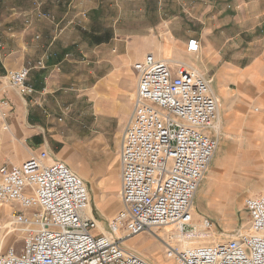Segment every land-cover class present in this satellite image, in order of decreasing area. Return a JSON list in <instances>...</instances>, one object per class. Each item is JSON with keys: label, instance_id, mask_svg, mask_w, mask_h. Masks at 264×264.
Instances as JSON below:
<instances>
[{"label": "built area", "instance_id": "1", "mask_svg": "<svg viewBox=\"0 0 264 264\" xmlns=\"http://www.w3.org/2000/svg\"><path fill=\"white\" fill-rule=\"evenodd\" d=\"M56 1L74 6V0ZM32 4L38 18L55 24L56 33L63 31L61 20L43 10L42 0ZM186 50L197 53L198 39L188 38ZM35 66L43 62L27 61L8 71L9 87L21 95L30 92L27 78ZM132 69L137 79L133 111L120 148L122 208L103 231L85 212L86 182L67 163L50 161L45 150L18 164L2 163L0 204L11 206L8 224L20 232L22 246L0 250V264H151L125 247L124 239L169 224L194 229L195 194L218 144L213 133L219 104L211 79L186 64L171 67L151 52ZM11 109L8 99L0 98L3 128ZM244 207L249 215L244 232L184 248L165 242L166 257L176 264H264V193L247 197ZM202 221L210 226L207 218Z\"/></svg>", "mask_w": 264, "mask_h": 264}, {"label": "rangeland", "instance_id": "2", "mask_svg": "<svg viewBox=\"0 0 264 264\" xmlns=\"http://www.w3.org/2000/svg\"><path fill=\"white\" fill-rule=\"evenodd\" d=\"M188 1L190 0H85L86 6L81 10L85 15H81L80 19L89 20L88 32L82 35L80 33V36L83 50H88L86 70L91 72L88 74L87 84L94 83L113 65L125 63L129 78L127 88L131 90L129 95L134 93L131 101L135 96L137 81L132 64L148 52L159 59L161 56L177 59L211 79V88L218 98L220 130L217 132L214 126L217 149L193 202V225L208 234L192 237L190 242L195 244L188 246H195L234 238L247 230L249 215L244 207V200L264 193V86L256 89L237 85L229 82L226 74L219 79L220 87L217 70L231 57L223 56L216 63L209 62L204 55L190 53L185 49L182 42L191 35H196L201 28L196 10H191L190 14L182 11V5ZM193 1L198 7L202 0ZM59 33L61 32L57 30V34ZM85 42L88 48L85 47ZM163 46L166 49L164 51ZM135 51L140 53V58H132ZM250 58L240 56L237 59L239 65L244 66ZM171 63V67L177 64ZM220 89L223 95L220 94ZM83 106L85 111L76 112L71 119L68 118L70 137L64 145H68L72 157H68L66 153L63 160L86 182L88 188L89 183H94L105 175L116 187L111 200L106 202L105 208H113L106 218L99 215V210L92 205L89 188L94 217L103 231H106L107 220L121 208L118 196L119 156L124 123L115 117L93 115L91 102L86 101ZM100 160L106 162L103 170L98 168ZM10 207L0 204L1 251L9 247L20 250L22 246L20 232L8 224ZM203 218L209 220L210 226L202 225ZM192 230L189 227L183 231L189 233ZM179 233L177 225L161 226L127 238L124 246L135 250L151 264H176L166 257L165 242L183 247L179 238L171 241L167 239L168 234Z\"/></svg>", "mask_w": 264, "mask_h": 264}, {"label": "crops", "instance_id": "3", "mask_svg": "<svg viewBox=\"0 0 264 264\" xmlns=\"http://www.w3.org/2000/svg\"><path fill=\"white\" fill-rule=\"evenodd\" d=\"M42 1L43 9L61 20L60 25L65 27L61 33H56L55 24L48 19L35 15L32 0H0V98L8 99L12 107L6 119L7 128L0 120V164H18L42 150L49 153L50 161H64L66 153L72 157L68 145L65 147L70 137L69 119L76 112L85 111L86 101L92 103L93 115L115 117L124 123L122 135L133 111L134 98L130 100L133 96L127 88L125 63L113 65L94 83L87 84L91 71L86 70L88 50L82 48L80 33L88 32L89 20L77 16L84 10L85 0H74L72 9L56 0ZM191 10L198 12L201 24L196 35H191L199 41L198 53L215 63L223 56L231 57L217 70L218 80L227 74L229 82L261 89L264 0H202L198 7L190 0L182 5L183 12L190 14ZM68 19H72V24L67 23ZM182 44L186 49L187 39ZM140 56L136 51L132 54V58ZM240 56L251 58L241 66L237 59ZM39 60L43 67H32L27 78L30 92L21 95L9 87L5 78L8 71L18 70L27 61ZM105 167V160H100L98 168ZM120 187L121 184L119 190ZM89 188L92 205L106 218L113 211L111 206L105 208L106 202L111 200L116 187L105 175L89 183ZM120 205L122 208L121 201ZM90 214L94 217L93 211Z\"/></svg>", "mask_w": 264, "mask_h": 264}, {"label": "bare ground", "instance_id": "4", "mask_svg": "<svg viewBox=\"0 0 264 264\" xmlns=\"http://www.w3.org/2000/svg\"><path fill=\"white\" fill-rule=\"evenodd\" d=\"M170 35V34H169ZM173 38V37H172ZM164 50H166L165 49V46H163V51ZM161 59L162 60H165V61H167L168 63H170V62H172V63H177V64H185V63H181L180 61H178L177 59H173V58H168V57H165V56H161ZM171 63V64H172ZM237 78V77H236ZM219 85H220V87H221V81L219 80ZM134 94V93H133ZM133 94H132V96H133ZM220 94L221 95H223L222 94V90L220 89ZM260 118V117H259ZM219 122H220V117H219V120L217 121V123L215 124V130L218 132L219 130H220V127H219ZM217 135V134H216ZM78 175V174H77ZM79 176V175H78ZM120 191V190H119ZM118 196H119V193H118ZM193 207H194V205H193ZM3 208H5V207H3ZM90 211H92V208H91V206H90V204L88 205V207H87V209H86V213L87 214H89L90 215ZM195 215V212H193V216ZM98 224H99V222H98ZM100 225V224H99ZM169 225H174V224H169ZM203 225V224H202ZM165 226H167V225H165ZM99 228L100 229H102L103 230V228H102V226L100 225L99 226ZM139 234H141V233H139ZM139 234H137V235H139ZM159 235V234H158ZM206 236V235H208L206 232H204V231H202V230H200L199 229V227H196V226H194V229L191 231V232H189V233H184V231L183 230H181L180 229V233L179 234H176V235H170V234H168V237H167V239H169L168 241H171V239L173 240V239H177V238H179V241H181L182 242V244H183V247H180V248H184V247H187L188 245H191V244H195L194 242H190V239L192 238V237H201V236ZM136 236V235H135ZM159 236H162V234H160ZM158 236V237H159ZM128 238H130V237H128ZM127 238H125L124 240H126ZM193 241V240H192ZM170 243H172V242H170ZM174 245V244H173ZM158 264H168V263H163V262H161V263H159L158 262Z\"/></svg>", "mask_w": 264, "mask_h": 264}]
</instances>
